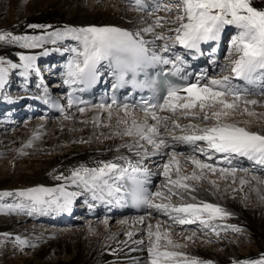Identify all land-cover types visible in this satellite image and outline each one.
Wrapping results in <instances>:
<instances>
[{
    "label": "bare ground",
    "instance_id": "1",
    "mask_svg": "<svg viewBox=\"0 0 264 264\" xmlns=\"http://www.w3.org/2000/svg\"><path fill=\"white\" fill-rule=\"evenodd\" d=\"M89 1L90 0H8V3H14L13 6L22 9L18 15V22L22 23L18 29L11 32L12 35L43 36L45 38V43L56 44L57 46L44 48L43 50H45V53L38 57V52L41 47L28 49L22 48L17 43L0 41V59L5 61L2 66L6 69H10L9 74L12 70H16L17 72L18 69H21L24 75H22L19 70L20 76L27 79L28 73L30 70H33V67H35L37 61L41 59V57H47V62H50L52 60L51 55L55 54L63 58L68 57L63 60L62 63L61 72L63 73V76L60 88L74 87L77 82L65 83V81L70 79L68 76V66L74 59L77 58L76 53L78 51H82L83 46L80 41L74 39L71 35L56 37L51 34L57 31L63 32L65 28L80 29L90 25L113 26L130 32L140 31L142 38L145 41L151 42L148 44L150 50L156 51L157 53L162 54L163 57L170 60H172L171 57L173 55H177L178 49L181 48L185 53L184 58L179 60L181 61V69L189 77L191 83L196 82L197 79H199L200 83H205L206 81H210L212 79L210 77L206 78L207 65L199 67L195 73L192 71L193 64L192 59L189 57V53L196 52V49H186L182 45L175 43L176 46L174 48H169V51L165 53L162 51L164 40H155L157 29L155 30V33L142 32L143 28L148 27L154 21L151 19L152 16L149 14H143L152 9L151 5L145 3V9L143 11H138L133 7L135 0H121L115 2L108 0L110 5L105 7L106 9L100 10L97 8V6H100L97 2H103L104 0H92L94 3L88 4ZM123 3L127 5H124ZM252 3L253 6L257 8H264V0H252ZM92 4H95L96 6ZM30 25H39L42 27L33 28L30 27ZM53 40L55 43L52 42ZM219 42H216L214 49H216ZM45 43L43 45H45ZM63 43H67L65 45L70 46V48L66 50L65 46L63 47ZM204 44L207 43H201V45ZM21 54L36 56V60L33 62V67L27 72H25L23 67H16L17 69H15L9 66L8 62L21 65L23 63L19 59ZM173 62H176V60H173ZM106 64V61H102L101 64L98 65L99 71L102 73V78L105 80L109 77ZM222 67L226 69L224 67V62H222V64L219 63L218 65H212V68H215L217 71ZM200 68L203 69L199 71ZM31 75H33V73ZM12 76L14 77V75ZM12 76H10V82L12 80L11 78H13ZM225 76H230L231 83L233 85H238V81L231 71L229 75ZM29 78L30 79L28 81L32 83L31 77ZM221 79H223V77ZM10 82L8 80L5 86L9 84L11 85L12 82ZM257 82L260 88L262 82ZM44 84V80L40 79L36 87H33V85H25V90H23L26 98L30 101L40 103L45 114L49 117L38 120L34 119L31 122H27L23 124L24 128L21 127L22 129L10 133L6 138L3 137L1 133L8 130V127H4L5 130L1 129L0 147L3 151H0V155L9 151L11 154L10 156H15L17 159L24 158L26 156L32 158V164L28 168L26 167V169H29L33 173L28 174L27 177H25L27 174L22 173L23 175L21 174L18 181L19 184L26 186L28 191L34 188H44L49 190L63 189L65 190L64 193H74L75 191L80 190L78 193V197L80 199L65 205L64 199H60L59 202H52L41 196L40 201L36 202L40 207L45 205L48 209L45 213L50 216H46L44 213L39 214L38 216H33L34 211H30L28 215L24 211L17 209L16 214L22 216L21 220L26 219L23 218L24 216L28 218L31 215V218H34L37 223L43 225V220H48L49 218L54 217L53 219L61 221V224L69 226L68 224L70 222L68 220H64V218L66 215L72 214L78 208L85 207L87 209H93V205H97L98 207L106 209V211L109 209L114 211L118 208V206L125 207L126 203L123 200L122 191L124 188L123 180L126 176L155 178L161 174V176L164 177L163 165L168 163L172 154L167 153V149L170 146L169 144L173 142L178 146L188 145L190 148H193L199 142L196 141L194 144H189L180 141H173L171 139V134L164 132L163 138L167 140V146H161L159 150L163 153H167V156L162 160L160 157L151 156V154L156 151L153 145L148 144L146 141L139 140L138 137L123 134L124 129L131 125L133 119H135L138 123L143 124L146 119L144 114L137 112L135 109H129L131 114L125 115L123 108H120L118 111L111 109V119H109V113L99 107L84 108L90 110H85L86 112L83 113L80 111L81 108L76 111V108L66 101L65 95H61L60 99L63 100V104L68 106L65 108L66 115L60 118L67 117L62 119L63 121H56L51 118L53 113L51 110V101H49L51 94L49 93V90L45 88ZM3 87L4 86L0 87V97L2 96V93H4L2 91ZM101 88H103V86H101ZM248 89L250 92H255L254 89ZM251 98L258 99L264 103V98L261 96L252 95ZM0 101L8 105L16 106L18 104L17 101L8 100L5 96H3ZM248 108L256 114L260 113V115H254L253 119L248 115V119L245 120L240 117L239 113H237L228 117L225 122L234 123L238 126L245 127L250 131L264 134V107L259 105H249ZM159 114L169 115L168 112ZM197 117H200L199 114ZM172 118L178 119L181 127L185 126L180 121L181 117L179 113ZM190 118L191 117H189V119ZM119 119L127 121V124L118 123ZM10 120L11 118L7 116L0 118V127L6 125L4 124L1 126V123L6 121L8 122ZM147 122L149 124L155 123V121L151 120L150 117L147 118ZM209 122L213 124L214 120H209ZM212 124L208 126H211ZM199 125L201 128L208 127L202 126L201 124ZM184 134L186 133H182L179 130L174 133V135L177 136ZM141 144L144 146L143 148L137 146ZM145 150H147L148 155L144 154ZM46 154H51V156L46 157ZM208 155H211L212 159H215L218 164H221V166L216 167L217 171L215 173L210 172L207 169L201 172V170L196 168L193 164L194 168L192 170H189L188 173L180 172V174L190 176L193 172H195L198 176H202L204 174L214 176L218 175V178L220 177L224 181L234 182V186L231 187L228 185L226 187L225 185L223 193L218 192V188L215 190L210 189L209 191H204L197 187V185L194 184L195 182L193 183L195 180H188L185 181V183L192 185V187L195 188V191L186 192L183 201L177 196H172L170 203L176 206L189 202L197 204L203 202L217 205L223 208L227 213H229V215L223 219L217 218L214 221L222 222V220H225L226 218H234V220H236L234 222H237L238 219V223L246 225L248 231L251 233L253 238H255V241H264V184L261 182L246 181L237 174L232 175L230 171L224 174L219 171V169L223 167L224 169H233L232 166L239 167L245 164L253 166V169H257L254 168V163H257L247 157L234 154L214 152V154L208 153ZM208 155L203 154L205 159L212 160L208 159ZM217 155L224 156L219 157ZM177 159L179 160L180 166H182L185 161H191V159L181 160L178 156ZM201 161L207 163L204 159ZM129 162H131L133 166L139 167L141 172L131 173V169H129V172L123 174L122 176L118 171L109 173L107 176L96 181L97 184L101 185L100 187L91 188V186H86L82 182H73V179L71 178V173L81 167L91 169L101 167L103 163H115L120 167L127 168ZM170 171H172L170 175L173 179H175L176 172L174 170ZM261 172L264 173V171ZM6 176L7 175L4 172H0V179L4 178L1 185L11 182V186H16L17 182L13 180L9 181ZM61 176L67 177V179H57V177ZM164 179L165 181L159 183V186L155 187L153 191L163 192L165 196H167L169 194L168 188L172 187V185L168 184L165 177ZM104 180H107V184L103 183ZM241 181H244V183L242 184ZM1 185L0 189L3 187ZM88 188H91V192L89 194L90 201H87L88 199H81V197L86 195V189ZM117 188L119 191L116 190ZM244 188H247V191L252 194V198H250L251 202H249L253 208L252 211L243 208L244 205L240 202V200L236 201L232 199L233 195L231 192L240 191L243 193ZM174 190L184 192L183 189ZM192 197H195V200H193ZM173 201H175V203H173ZM152 202L155 204L161 202L168 203L169 201H164L162 197L154 196ZM18 203L23 205L21 202ZM52 203L54 206H52L51 209ZM79 203H81V205H77ZM13 209L14 208L11 207L10 210L12 211ZM156 212H159L160 215L164 216L165 214H171L166 213L164 210H158L155 207H149L148 214L141 215L132 220L125 218L116 225H111L110 222L112 217H108L103 224H100L98 221L83 229L76 228L75 230L69 226L64 233H57L55 230L51 232L45 225L39 226L37 228L41 230L40 233H42V236H39L37 240L34 239V241H40L41 246L36 249V252L31 254L30 259L25 261L24 264H109L115 261L126 262V264H150V254L147 251L149 247V237L147 235L148 225H152L153 233L157 231V224L160 225L159 231L162 234L164 232L170 233L171 231V228L167 226L168 224L162 223L164 219H159L163 216H156L159 217L157 219L151 217V213L154 215ZM48 222L50 224L56 223V225L60 223L52 222L51 220ZM174 223L175 224H171L173 226L178 225L177 222ZM31 227L33 228L36 226L33 225ZM14 232L13 227H10L6 234L9 235ZM25 232L27 231L24 229L22 233ZM129 233H132L131 237H129ZM140 241H142V243H140ZM188 241L189 239H187V237L176 239L173 242L182 245V247L169 250L183 253L188 260L195 259L200 261V264H204L209 260H218L221 264L228 261L226 257L218 255L215 252L200 249L201 247L194 248L191 244H189L191 240L189 242ZM257 246H259V244ZM258 250L261 251V249Z\"/></svg>",
    "mask_w": 264,
    "mask_h": 264
},
{
    "label": "snow or ice",
    "instance_id": "2",
    "mask_svg": "<svg viewBox=\"0 0 264 264\" xmlns=\"http://www.w3.org/2000/svg\"><path fill=\"white\" fill-rule=\"evenodd\" d=\"M173 6L177 9L175 23L178 24V27L173 30L175 43L186 49L199 50L201 43H208L209 41L218 43L222 34L225 33V29L231 26L236 30L235 35L230 39L231 54L235 57L231 64V73L234 74L235 78L248 84H255L260 81L262 87L258 93L250 92L248 88L233 85L230 76H224L223 79H211L205 83H200L197 79L196 82L182 87L169 83L166 98L162 103L139 106L140 111L145 115V122L141 124L133 119L131 125L124 129L123 134L138 137L139 140L153 145L154 149L158 151L161 146H167V140L163 138V133L167 132L171 134L173 141L189 144L204 141L211 152L244 156L257 164L264 165V134L250 131L234 123L225 122L228 117L237 113L249 116L257 115L249 110V105L264 107V103L260 100L251 98L252 95L264 97V8L253 6L252 0H176ZM133 7L138 11H143L146 7L145 0H135ZM164 23L160 19L154 20L151 25L143 28L142 32L155 33L156 28L164 27ZM30 27L42 26L30 25ZM51 35L56 37L71 35L83 46V50L76 53L77 58L68 66L70 79L65 83L94 82L99 74L98 65L105 60L108 61V67H114L121 82H124L126 77L131 74L129 78L133 83H136L137 74L152 63L171 64L176 72L180 71L173 60L159 55L156 51H150L148 44L151 42L145 41L140 31L130 32L117 27H86L80 29L65 28L63 32L57 31ZM165 39L166 37L162 33L155 34V40ZM0 41L17 43L22 48L31 49L42 47L45 38L43 36H17L5 33L0 34ZM52 42L55 43L54 40ZM169 48L168 44H164L162 51L167 53ZM19 59L23 62L21 65L8 62L9 66L11 68L23 67L27 72L33 67L36 56L21 54ZM175 59L179 60L180 57L177 56ZM4 63L5 61L0 59V87L3 86L7 73V69L2 66ZM150 84L151 81H145L141 86H149ZM112 103L115 105V100ZM98 107L108 112L109 119H111V105L100 104ZM134 107L136 106L129 104L122 106L125 115H130L129 109ZM80 111L84 112L85 109L81 108ZM197 111L204 114L197 117ZM163 112H168L169 115L159 114ZM177 113L181 118L191 117L204 122L214 120V123L203 128L197 124L181 127L179 120L172 118ZM149 117L155 121L154 124L147 122ZM118 123L127 124V121L119 119ZM177 130L186 134L174 135ZM137 146L144 147L142 144ZM200 151L208 155L204 149H200ZM144 154L148 155L147 150ZM208 159H212V156L208 155ZM191 163L201 172L205 169L213 173L217 171L212 164L204 163L199 159L192 158ZM129 169H131V173L141 172V169L133 166L131 162L128 163L127 168L120 167L115 163H103L98 168L81 167L76 169L71 173V178L73 182L79 181L86 186L100 187L101 185L97 184L96 181L102 177L116 171L122 176L128 173ZM170 170L176 172L175 179L170 175ZM219 171L222 174L230 171L232 175H235L236 170L221 168ZM180 172L179 160L176 153L173 152L168 163L163 165V175L168 184L172 185L168 188L169 194L165 196L160 191L154 193V196L162 197L164 201H169L168 203L154 204L152 196L143 187V180L137 176H130L135 184L131 195L138 203L164 210L166 213H176L177 215L172 216V219L181 225L195 223L199 220L201 224L208 226L209 221L217 218L223 219L229 215L223 208L210 203L189 202L179 206L172 205L170 203L172 196H177L183 201L186 192L195 191V188L185 181L203 178L195 172L190 176L181 175ZM57 179H67V177L61 176ZM103 183L107 184V180H104ZM241 183L243 184L244 181ZM174 189H183L184 192ZM116 190L119 191L118 188ZM58 191L63 193L65 204L70 203V197L73 193H64L63 189ZM20 195L28 196L34 201H40L42 195H52V190L34 188L28 192H21ZM192 199L195 200V197ZM205 214L207 219L204 218ZM156 229L157 231L153 233L152 225H148L149 247L147 251L150 254V264H200L198 260H188L183 253L169 250L181 248L182 245L174 243L170 239L169 232L162 234L159 231V224L156 225ZM233 230L239 231L235 228ZM128 235L131 237L132 233ZM187 239L191 240L192 237L189 236ZM242 264H264V259L244 261Z\"/></svg>",
    "mask_w": 264,
    "mask_h": 264
},
{
    "label": "rangeland",
    "instance_id": "3",
    "mask_svg": "<svg viewBox=\"0 0 264 264\" xmlns=\"http://www.w3.org/2000/svg\"><path fill=\"white\" fill-rule=\"evenodd\" d=\"M7 1L8 0H0V34L14 32V30L18 29L22 23V22H18L19 20L18 15L20 14L22 9L13 6L14 3H8ZM115 1H121V0H111V2H115ZM145 1L148 3H155V6H156L155 10L152 12H149L150 13L149 15L152 16L151 19L153 20L160 19L165 22L163 28H159V27L156 28L157 33H162L166 37L163 43L168 44V40H169V43H170L169 46L170 47L174 46L175 33L173 30L176 27H178V24L175 23L177 9L173 6L176 0H145ZM107 2L108 0H104L103 2H99V3L97 2V4L100 5V6H97V8L100 10L106 9L105 7L110 5L109 2L108 3ZM89 3L90 4L94 3V1L90 0L88 4ZM92 5H95V4H92ZM124 5H127V4H124ZM143 14L146 15L147 13H143ZM229 29H230V26L227 27L225 29V33L222 34L223 43H224V52H223L222 57L220 58V63L224 62V67L226 69L220 72H213L210 76L211 78H221L226 72H229L230 65L232 61L234 60V56L231 54L230 39L232 36L235 35L236 30L232 28L230 31H228ZM158 41H162V40H158ZM65 44L67 43H63V47L65 46L66 50L70 48V46H66ZM56 46H57L56 44L54 45L51 43H45V45H43L40 48L38 52V57L45 53V50H43L44 48L56 47ZM210 54L211 53H209L208 55V59L211 56ZM42 63L43 64L47 63V61L44 59H41L40 61H38L37 69L39 70V72L41 71L45 73L44 77L45 79H47L48 87L51 90H55V88L58 87L57 85L60 84V80H61V77L59 76L60 69H61V66H60L61 62L59 61L58 58H56L53 62L48 63L47 66L46 65L43 66ZM54 66L55 68H53ZM17 68H21V67H17ZM9 70L10 69H7L6 81L3 83V86H5L8 80L10 82V76L15 74L14 77L12 76L14 78L13 79L14 84L13 86H10V87L8 86L3 89L4 93H2V96L0 97V99L4 96L3 94H5L7 95L8 99H13L15 101L20 100L22 98L21 96H23L22 87L25 84V80L19 75L18 72L17 73L15 72L16 70H12L10 74H9ZM18 70H20V73L24 75L21 69H18ZM29 77H31L30 72L28 73L27 80L30 79ZM23 89L25 90V85ZM27 103L28 102L24 101L20 106L21 108H16L17 110L13 114L10 113V115L13 116V120L15 122H12V123L6 124L5 126L0 127V131L1 129L5 130L4 127H8L7 128L8 130H5L1 133L3 137L6 138L8 137L10 133H13L16 130L18 131L22 129L21 127L24 128L23 124L27 122H31L34 119L38 120V119L46 118L40 106L34 105L31 107L32 104L27 106L28 105ZM111 109L114 111L120 110V108L119 109L111 108ZM2 110L5 113L6 111L9 110V108H5ZM85 110L87 111L90 109H85ZM86 111H84L83 113H85ZM196 113H197L196 115L199 114V116H202L204 114V113H200L199 111H197ZM259 115L260 113L257 114V116ZM240 117L245 120L248 119L247 114H243V115L240 114ZM65 118L53 116L52 119L56 121H59V120L63 121L62 119H65ZM251 118L253 119L254 116H251ZM180 121L184 125L201 124L202 126H208L212 124L209 121L204 122L200 119L196 120V119H191V118L190 119L181 118ZM1 125H4V124H1ZM171 143L169 144L170 146L167 149L168 154L175 152L176 155L181 160L192 159V158L199 159V160L204 159L205 161H207V163L209 162L208 164H212L215 168L220 166L217 164V162H214L215 159L206 160L204 158L200 149H204V150L206 149L205 151H207V153L214 154V152L207 150L208 149L207 144L204 141L203 142L199 141L194 151H190L187 147L183 145L178 146V145H175L173 142ZM0 151L1 152L3 151L1 147H0ZM167 153H163L162 151L158 150V151H154L151 154V156L160 157L163 160L164 158H166ZM10 155L11 154L9 151L6 153H3V155L2 154L0 155V172H4L7 175L6 177L8 178L9 181L13 180L17 182L16 186H11V182H7L6 184L1 185V182L4 178L0 179V185L3 186L0 189V264H24L25 261H28V259H30L31 257V254L36 252V249H38L39 246H41L40 241L39 242L34 241V239L37 240L39 236H42V233H40L41 230L37 228L39 226L45 225L51 232L55 230L57 233H64L68 229L69 226H71V228H73L74 230L76 228L83 229L89 226L90 224L98 222V221L100 222V224H103L104 221L108 218L107 216H104L102 212L98 213L96 216H93V215H88L87 211L86 212L74 211V213L71 214L69 217L67 216V219L70 222L68 224L69 226L61 224L62 222L53 219L54 217L49 218L48 220H43L44 221L43 225L37 223L34 220V218H31V215L28 218L24 216L23 218H26V219L21 220L22 216H20L19 214H16L17 209H20V211H24L28 215L30 211L32 212L34 211L33 216H38L39 214H42V213H44L46 216H50V215L45 213L48 211L45 205H42L40 207L38 206L37 202L31 199L30 197L20 195L21 192L28 191L27 187L24 186L23 184H19L18 181L22 173L27 174L25 177H27L28 174L33 173L29 169H26V167L28 168L32 164L31 162L32 158L29 156H26L24 158L17 159L15 158V156H10ZM45 156L46 157L51 156V154H46ZM222 156L223 155L219 157H222ZM183 163L184 164L180 166L181 172L183 173H188L189 170H192L194 168V165L191 163V161H185ZM239 167L240 168H237L236 166H232V168L236 170L235 174L241 176L246 181H251V182L255 181V182H261L262 184H264V173L261 172V171H264V165H258L254 163V168H257V169H253V166H250L248 164H246V166L243 165ZM35 169H38V168H35ZM171 172L172 171H170V174ZM202 177H203L202 179H199L198 181L195 180L193 181V183L195 182L194 184L204 191H209L210 189L215 190L216 188H218L219 189L218 192L223 193V189L225 185L226 187L228 185L232 187L235 184L234 182L232 183V182L224 181L220 177L218 178V175L214 176V175L204 174L202 175ZM164 181H165L164 177L161 176V174H159L158 179H156L155 187L159 186V183H162ZM91 188L86 189L87 193L84 197H81V199H84V200L88 199L87 201H90L89 194L91 192ZM58 190L59 189H54L52 190V195H42V197L52 202H56V201L59 202L60 199H64L65 201V197L63 193H61ZM243 191H244L243 193L240 191L231 192V194L233 195L232 199L236 201L240 200V202L244 205L243 208H246V209H249V211H252L253 208L251 207L249 203L251 202L250 198H252V194L249 191H247V188H244ZM63 192H65V190H63ZM79 192L80 190H77L73 193V195L70 197V203H73L75 202V200L80 199L78 197ZM18 202H21L23 205H20ZM173 203H175V201H173ZM77 205H80V203ZM10 206L14 208L12 210L13 212L10 210L11 209ZM52 206H54L53 203L51 204V209H52ZM81 210H85V208ZM174 215H177V214L171 213L170 215L165 214L164 216V215H160L159 212H156L154 215L151 216L155 219L159 218L156 216H163V217H160L159 219L161 220L164 219L162 223L168 224L167 226L171 228L170 238L172 239V241H175L176 239H180V238L182 239V238L191 236L192 239L191 241L189 240L190 242L188 241L189 244H191L194 248L201 247L200 249H204L210 252H215L218 255H222L226 257L228 261H225V263L223 264H242V262L244 261H257L260 259H264V241H260V242L258 240L255 241V238H253L251 233L248 231L246 225L238 223V219H237V222H234L236 221L234 220V218H226L225 220H222V222L211 220L209 221L208 226L201 224L199 220L191 224H183V225L180 224L179 225L178 223L177 226H173L172 224H175L174 222H176L172 219V216ZM125 218L132 220L135 217L124 215V214H116L114 217H112L110 223L111 225H116ZM204 218L207 219L206 216ZM49 220H51L52 222H60V223L57 225L56 223L50 224L48 222ZM33 225L36 227L32 228L31 226ZM10 227H13L15 232L13 234L8 235L6 234V232L8 231ZM234 228L239 229V231H234L233 230ZM24 229L27 232L22 233ZM258 244L259 246H257ZM162 248H163V245H162ZM258 249H261V251H259ZM109 264H126V262L115 261ZM204 264H221V262H218V260H209V261H206Z\"/></svg>",
    "mask_w": 264,
    "mask_h": 264
}]
</instances>
